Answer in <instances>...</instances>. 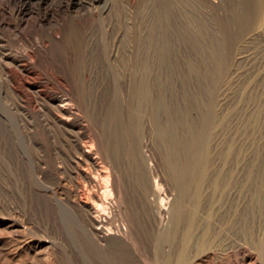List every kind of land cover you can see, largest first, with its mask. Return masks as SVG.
I'll return each mask as SVG.
<instances>
[{
	"label": "bare ground",
	"instance_id": "1",
	"mask_svg": "<svg viewBox=\"0 0 264 264\" xmlns=\"http://www.w3.org/2000/svg\"><path fill=\"white\" fill-rule=\"evenodd\" d=\"M209 1L212 5H218L224 0H219L220 3L217 0ZM227 1L230 0H226V3ZM243 1L245 2V0ZM246 1L250 5L248 8H251L250 14L252 13L253 18L250 14L248 16L253 20H250L253 24L248 20V16H243L245 12L243 8H241V11H244H240L242 16L240 15L239 17L247 18L244 21L246 23L249 21L253 25L252 27L248 23L253 30L251 32L264 44V0ZM234 4L235 2L232 5ZM240 4V6L238 4V7L242 6V3ZM233 7L237 8V12H239L240 8L236 7V5ZM94 11L87 10L85 14L84 12L81 13L83 15L76 18V26H72L71 33L77 42L80 41L79 46H82V41L86 40L88 49L89 51L91 50L87 55L88 57L85 56L88 61V67L86 65V69L88 70L84 68V78L79 77L80 79L83 78L86 81L94 83L92 84L96 89L94 93L98 96L102 93L103 85H105L103 83L105 77L103 78V73H101V70H103L101 68L102 65L100 67L98 64L99 54L96 51H99L98 43L95 37H87L84 32V29L87 27L86 24L90 25V17L97 15ZM234 18H237V16ZM238 19L236 21L235 19L231 20L232 24L241 20L237 21ZM246 23H240L239 27H241V24ZM246 25H242L243 28L249 27ZM65 28L64 25L56 26L53 29L55 38L58 37L57 31L59 33L61 29L64 31ZM243 28L240 29L243 31ZM249 29L247 28L246 31L249 32ZM248 32L245 33L248 34ZM240 33L241 31L238 32V34ZM62 36L64 35L62 34ZM244 37L243 39H245ZM235 38L238 41L239 39L242 40L238 36ZM116 39L114 40L116 41ZM250 39L252 40V38ZM40 41H43L42 38H37V47H39L38 42ZM255 41L252 40V42ZM44 44L45 46H42V50H45L43 47H48L46 43ZM115 45L114 43V49ZM251 45L249 44V47ZM259 45L258 50L264 48H261ZM79 46L76 48H79ZM252 47L254 48V46ZM40 48L38 52L41 50ZM117 48L119 49V47ZM253 48H250V50L252 49L253 51ZM113 52L114 60L118 56L121 59V54L118 51L115 50ZM257 53L254 52L253 54L256 55ZM262 53L264 51H260V55ZM20 54L22 55L23 52ZM33 54L34 52L30 51L25 53L22 59L11 60L10 64L6 62L7 68L3 71L1 70L5 72L4 83L0 84V264H27L26 262L29 261L30 264H258L259 260L264 264L263 240V243H254V237L251 238L250 236V239L253 241L249 240L251 243L244 240L245 238L242 241H246L247 243L238 242V239L235 237L233 240L230 239V243H220L219 241V243H211L214 239L217 240L215 235H213L215 238L213 237L212 241L210 238L211 242L206 243L208 239L205 241L206 238L204 239L203 237L206 236V233L210 231L211 233H215L217 229H222L226 225L230 226L232 230L235 229L231 232L232 234L236 231V234L238 233L239 236L236 228L240 226L239 228L241 229V225L244 226L245 224L243 223L245 222L250 224L249 221L253 220L257 212L261 214L264 211H257L256 209V213L254 212L256 207L255 201L257 203H264V70L262 67L261 71L257 70V75V72H255L256 76H253L254 73L249 72L251 70H247L246 76L244 75L247 78L245 79L244 96L242 95L243 100L241 99L242 112L238 114L239 112H236V109L231 110L234 105L230 106L231 111L229 110L228 116L225 114L227 121L224 120L227 122V129L226 127L224 129L226 132L223 129L222 132L224 133L220 132L221 128L214 130L213 127L210 137L208 134L207 137L205 136L206 132L202 131V133H205H203L204 135L200 132V135L203 136L195 140L194 152H192L193 150L191 151L193 154H191L192 158L190 160L187 158V161L181 163H177L176 161L174 163L173 160L172 163L169 161L170 163L165 169L162 162H165L166 159L161 161V156H159L160 158L158 157L159 159L155 156L154 158L153 156H149L148 153L151 154L152 150L146 152V149L150 148L148 143L144 145V148L146 147L145 150L142 148L144 150L143 157L145 158L143 159H145V163L141 164L137 155L138 148L133 143L134 141L131 140L132 138H129V143L123 148V145H121L122 141L119 140L121 136L119 138L116 134L113 136V133H107L108 130H111H107L106 127H104L107 130L106 132L100 131L98 128L99 130L97 129L95 132L93 130L94 134H91V127L96 123L94 124L90 120L93 123L92 125L90 124L91 127L87 124V107L84 105V101L87 98L84 99L80 91L81 88H78L79 86L77 87L74 84L73 86H68L63 81H60V79L57 83L59 84L58 87L55 86L57 84L54 85L56 88L51 85L48 87L41 79L25 80V78L23 83L19 85L17 78L20 73H26L27 75L36 69L34 65L37 61ZM244 54L242 53V55ZM38 55L37 60H40L43 56L41 57V54ZM80 56L82 55L80 54ZM109 56L111 55L109 54ZM132 56H134V53L130 52V60L133 58ZM85 57L81 58L82 60L80 61L84 62L83 59ZM246 58H250V55L246 56ZM120 59H117L116 62L120 61ZM114 60L112 58L113 62ZM262 60L264 61V59ZM61 65L63 66V64ZM243 71L245 72V70ZM66 72H63V74ZM69 72L71 71L69 70ZM74 72L75 70L73 74ZM68 76L70 77L69 80H71V76ZM21 77L25 76L22 75ZM50 77H53V74ZM40 78L43 79L44 77ZM72 79L74 78L72 77ZM75 79L73 80L74 82L76 81ZM128 83L129 86L128 84L126 85L129 89L132 86L133 88H137L135 80L130 79ZM124 88L126 87L124 86ZM115 89V92L118 91L117 88ZM133 90L131 91L133 92ZM83 91L88 92L84 90V87ZM129 92L127 93L128 96ZM140 92L143 93L142 96L144 98H149L146 90L142 89ZM122 93H124V90ZM99 99L101 100V98ZM235 100L236 97L230 102L234 103ZM238 101L241 102L240 100ZM100 104L103 106L101 102ZM100 104L98 103V105ZM96 105L93 107H95V111L99 115L100 111L96 109ZM89 110H87L88 116L90 115L88 113ZM104 112L102 113L103 115ZM133 112L136 113L135 111H131L132 114H134ZM237 114L241 116L239 117ZM105 115H107V111ZM118 115L115 114L114 117ZM122 116L124 115L122 114ZM135 116L137 115L135 114ZM95 117L96 119L98 118L96 115ZM100 119L98 118V121ZM107 120L111 121L112 118L111 120ZM119 120L117 118V122ZM130 120L132 122L133 119ZM114 122L109 124L113 125ZM216 123L215 126L217 125ZM220 123L223 124L222 121ZM130 124V126H127L126 121L125 126H127V131L128 127L133 125V123ZM220 125L218 124L217 127ZM225 125L223 124V126ZM127 131L126 133H128ZM133 131L135 132V130ZM138 131L140 132L141 130L139 129ZM138 131L137 134L134 133L136 136L138 135ZM208 137L209 140H207ZM122 149L127 153V156L131 155L132 157V161L128 162H131L130 165L134 166L131 168H134V174H136V177L133 173V176L132 174L130 175L131 180L132 177L136 178L134 179L136 183L134 180L131 181L132 183L134 181L136 184L134 185L136 186L134 194L133 191L131 192V190H134V187L130 189L129 186L131 185H129L127 180V178L130 180V178L125 175L126 170H124L125 167H123L121 159L125 155L121 156ZM152 154H154L153 151ZM130 165L127 164V167ZM130 171L128 173H131ZM48 207L51 208V212L53 213H50L53 216L52 219L45 217ZM189 208L194 211L191 217L189 216ZM259 215L257 216L258 218L261 217ZM63 216H68L70 220H74L78 228L77 230L89 240V243H79V245L76 243L78 245L77 248L71 247L72 243L68 246L70 249L68 260L65 261L63 259L65 262H60L57 253L60 251L61 244L66 239H63L62 243L60 242L63 233H60L59 229L57 231V223L63 219ZM144 220H149L153 223L159 231L161 238L166 239L167 236H172L173 238V236L179 235V240L177 239L178 243H169V240L167 241L168 243H163L170 237L165 241H159V239L162 240L160 235L156 241L157 243H141L142 234L146 235V232H141H144L146 229L143 228L146 225L143 222ZM142 223H145L143 227ZM50 225L55 226V230L58 232H56V236H53L55 238H50L52 236H44L39 233L41 226L50 227ZM255 225H258V222ZM255 225L254 227H256ZM142 228L144 230H141ZM239 228L238 230H240ZM247 229L249 228L247 227ZM247 229L244 228L243 230ZM224 231H227V228ZM250 231H248V234L255 232ZM259 231H257V234H259ZM220 232L217 234H220L221 237ZM45 233L47 235V232ZM49 233L48 235H52V232ZM217 234L216 236H218ZM209 235L206 237H211ZM262 235L264 236V233ZM65 236L67 235L65 234ZM230 237L233 236L230 235ZM174 239L175 237L172 240ZM201 239H204L205 243ZM63 251H66V249ZM65 259H67V256Z\"/></svg>",
	"mask_w": 264,
	"mask_h": 264
},
{
	"label": "rangeland",
	"instance_id": "2",
	"mask_svg": "<svg viewBox=\"0 0 264 264\" xmlns=\"http://www.w3.org/2000/svg\"><path fill=\"white\" fill-rule=\"evenodd\" d=\"M217 1L219 2V0ZM234 2H235L234 5H236V7H238V4L240 6L241 5L240 3H242V6L238 7L240 8L239 12H237V8L233 7L234 5L232 4ZM221 4L212 5V3L209 0L207 1L205 0V2L204 0H0V57H1L0 84L4 83L5 71L4 72L2 71L5 70L8 66L6 65V62L10 64L12 62L11 60H16L19 58L22 59L23 58L22 56H24V54L27 52L30 51L32 53L34 52L33 56L37 61L35 64L36 66L34 65L36 69L33 68L34 70L31 71V74L26 75V73H20L19 77L17 78L19 85L23 83L25 78V80L41 79L48 87H50V85L52 87L55 86L58 87L59 84L57 83L58 80L60 79H61L60 81H63V83L67 84L68 86H73V84L76 85L77 87L79 86L78 88L82 89V90L80 89V91L83 94L84 99L87 98L84 101L85 102L84 105L85 107H87L86 108V117H87L86 120L88 122L87 124L91 127L93 123L94 124L96 123L95 124L96 126L92 125L91 127L92 129L91 134H94V132L98 128L100 129V131L102 130L104 132L110 129L111 131L108 130L107 133H113V136L115 134L118 137L121 136V138L119 137L120 138L119 140L122 141L120 142L121 145H123V148L125 145L129 143L130 139L132 138L131 140L134 141L133 143H135V145L138 148L137 155L139 156L138 158H139V162L141 161V164L145 163V159H143L145 157L143 156L146 147L144 148V145L145 143H148L150 148L148 147L147 148L148 150L146 149V152H150V150H152L154 153L152 154L151 151V154L148 153L149 156L151 157L153 156V158L154 156L157 158L161 156V158L159 157L161 161H163V159L167 160L169 158L167 160L168 162L166 160L165 162L163 161L164 163L162 162L163 167L166 169L169 163L170 162L172 163V160L173 162L176 161L177 163L185 162L188 159L190 160L193 155L192 152H194L195 143H196L195 140L203 136L205 134L204 132H206L205 135L206 137L207 134L210 137V135L213 132V129L215 130L216 128L217 129L221 128L220 132H222V129L224 130L225 127L227 129V124H226L227 122L225 121H227V116H228L227 114L231 109L230 106L234 105L231 110L236 109V112H239L238 114H241L242 112L241 103L244 96V90H245L244 87L246 82L245 79L247 78L244 77V75L246 76L247 74L246 72H248L249 70H251L249 71L250 73L252 74L254 73L253 76L255 75V72H257V70L261 71L262 68L264 70V63H263L264 61L262 60L264 59V53L260 55V51L261 52L264 51L263 48L264 44L259 40V38L254 36V33L251 32L253 30L250 27L251 26L253 27V25L250 24L252 23L250 21L252 19L250 18L251 17L253 18V16L251 15L252 13L250 14L251 8L250 9L248 8V6L250 5L247 3L246 0L245 2L243 0H233V1L230 0L227 1V3L226 0H224ZM223 5L224 7H222ZM241 8H243L246 12V13L244 12L243 16L247 17L250 14L251 17L249 18L248 16L249 18L248 20L250 21V23L249 21L247 23L246 21H244L246 17H242V18L239 17L242 14L241 12L244 11L243 9H242L243 11H241ZM87 10L88 11L95 10L94 12L97 15L90 17L91 18L89 21L90 25H88V23L86 24L87 27L86 26L85 27L87 29L85 28L84 32L86 33L87 37L93 36L97 39L98 49H99V51L96 50L99 54L98 64L100 67L102 65L101 68L103 70H101L102 71L101 73H103L102 74L103 78L104 77L106 78L107 76L106 81L105 78L103 79V83L105 85H103L102 93L99 94L98 96L96 95V93H94V90H96L95 86L92 85L94 83H91L83 79L84 78L83 71H85V69L88 67V63H87L88 61L86 57H88L87 55L91 52V50L89 51L86 40L82 41L83 42L81 43L82 46H79L80 41L77 42L75 38L72 37L73 35L71 33L72 32L71 30L73 28L72 26H76L75 25L76 18H78V16L81 17L83 15V14L81 15V13L84 12L85 14ZM232 11L235 13V16ZM236 16L237 18L243 21L241 22V20L239 21L238 19L237 21L239 22L232 24L231 20L235 19L236 21L237 18H234ZM243 22L246 23L247 25L241 24V27H239L240 26L239 24ZM248 23L251 26H249ZM55 25L56 26L64 25L66 27L65 30L67 29L66 30L67 32L61 29L60 30L61 32H59L60 34L57 31L58 37L55 38V36L53 35V29L56 27ZM242 25L243 26L246 25L249 27L245 26L246 27L245 29L243 28ZM228 26L229 28H227ZM240 28H243L244 30L242 31V29ZM247 28L248 29L250 28L249 32L250 35L252 34L251 37L249 35V32L246 31ZM239 31H241L240 34H238ZM234 32L235 34H233ZM245 32L246 33L248 32V34H246ZM62 34L66 36L64 37L62 36ZM244 34L246 35V37H244L245 36ZM236 36L242 38V40H240L239 38H237L239 39V41L236 40L235 38ZM243 37L245 39H243ZM37 38H42L43 40L42 42L40 41L41 45L40 42H38L39 47L36 46ZM112 38L113 40L116 38L118 39H116V41L114 40L113 42ZM131 38L132 39L136 38L137 40L136 39L132 40ZM250 38L256 41L252 42ZM248 39L251 41H249ZM71 41L75 42V44H73V42ZM44 43H46L47 44L46 46H48L47 48L43 47V49H45L46 51L42 50V46H45ZM114 43L116 44L115 49L113 46ZM244 43H248V44H244ZM249 44L250 45L253 44V45L249 47ZM77 45L79 46V48H76L78 47ZM258 45L263 49L260 48L261 50H258L259 49ZM116 46L119 47V49ZM252 46H254V48ZM33 48L35 51L33 50ZM39 48L41 50H39L38 52ZM250 48H253V51L255 53H257L258 51V53L256 54L257 56L253 54L254 52L252 51V49L250 50ZM111 50L112 52L115 50L119 52L121 50L119 52L121 54V59L120 56H118L119 58L117 57L114 60L113 57L114 52L112 53ZM21 52H23L22 55L20 54ZM130 52L134 53V56H132L133 58H131V60L129 59ZM242 53L245 54L242 55ZM38 54H41V57L43 56L41 58L42 60L40 59L41 61L37 60V57L39 56ZM80 54L82 56H80ZM109 54L111 56H109ZM73 55L74 57H72ZM248 55H250V58H246V56ZM83 57H85L84 58L85 60L83 59L84 62L80 61L82 60L81 58ZM111 57L113 58L114 62L112 61ZM259 57L262 58L259 59ZM109 58L111 59V61ZM117 59H120V61L118 60L116 62ZM76 60H78L79 62L78 61L76 62ZM72 61L73 63L75 62L74 65ZM61 64H63V66ZM249 65L250 67H248ZM1 66L3 67V69ZM69 70L71 72H69ZM74 70L75 72L73 74ZM243 70H245V72ZM63 72L66 73L63 74ZM45 73H47L48 75L47 74L45 75ZM71 73L73 76L71 75ZM52 74L53 77H50ZM257 74L258 72L256 73V75ZM22 75L25 77H21ZM68 75L71 76V80H69L70 77ZM77 76L83 77L81 78L82 80L80 79V77L78 78ZM40 77H44V78L42 79ZM72 77L74 79L76 78L75 82L73 81L74 79H72ZM63 78L64 80L65 79L66 80L64 81ZM130 79L135 80V82L137 83V86L136 85L135 86L137 88L135 87L133 88L132 86L129 89L128 82L130 81ZM79 82L82 83L80 84ZM124 83L128 84V86L126 84L124 85ZM140 85H142V87H140ZM124 86L126 88H124ZM83 87L84 90L88 91L89 93L83 91ZM120 87L122 90L120 89ZM115 88H117L118 91L115 92L116 90ZM132 89H134L135 91L133 90L132 92L131 91ZM142 89L148 92L149 95L148 99L142 96L143 93L140 92ZM120 90L122 92L124 90V93H122ZM127 91L128 92L131 91L129 92V96L127 94L128 93ZM130 95L132 96L130 97ZM92 97L95 100L96 99L97 100L95 101ZM235 97H236L235 101L239 106L235 105L236 104L235 101L234 103L230 102L233 101ZM90 98L92 99V101ZM99 98H101V100ZM98 99L103 104V106L100 104ZM238 100H240L241 102H239ZM98 103L100 105H98ZM94 105H96L97 106L96 109L100 111L99 115L96 113L95 107H93ZM88 107H90L91 109ZM134 108H137L138 110L141 111H138L137 109L134 110ZM89 109L91 110V112H89L90 111ZM87 110H89L88 111V113H90L89 116L87 114ZM106 111H107V115H109L110 117L105 115ZM131 111H135L136 113L133 112L134 114H132ZM103 112L104 115L102 114ZM120 113H122L124 116H122V114L120 115ZM115 114L116 115L119 114V115L114 117ZM135 114L137 116H135ZM95 115L98 118H101L100 121H98V118L96 119ZM238 116L240 117L241 115ZM105 117L106 119H104ZM116 117L118 118V120L119 119L122 120H119L117 122ZM214 118L215 119L217 118L216 119L217 121ZM107 119L111 121H108ZM130 119H133L132 122ZM101 120H105V121H101ZM129 120L130 123H133L134 126L132 125L133 128H131L132 126L128 127V131H127L126 130L127 126L131 125L130 123L128 125ZM106 121H108L107 122L108 124L106 123ZM126 121H127V126H125ZM213 121L215 123L217 122L216 123L217 125L221 124L220 121H222V123L226 125L223 126V124H221L220 125L221 127L220 126L217 127V125L215 126V123ZM112 122H114L113 125L109 124ZM135 125L138 127H136ZM104 127H106L107 130H105ZM117 127L120 130V132L118 129H116ZM136 128H139L141 131L139 132L138 131L139 129ZM131 130L133 133L131 132ZM133 130H135V132ZM126 131L128 133H126ZM137 131H138V135L136 136L135 134H137ZM202 131H204L203 132L204 134L202 133ZM224 131L226 132V130ZM200 132L203 135H200ZM130 133L132 137H130L131 136ZM195 137L197 138L195 139ZM209 137L207 138V140H209ZM142 148H144V150ZM125 153L126 152H124L122 149L121 156H123L124 154L125 157L124 156L123 157L125 159L123 157H121V159H122L123 167H125L124 170H126L127 173L131 170L130 171L131 173H128V175L125 171L126 177L128 176L130 178L131 177L130 175L132 173L134 174L135 170L134 168H131L134 167L133 165L132 166L130 165L131 162L130 163L128 162V161H132L131 155L128 154L129 156H127V153L126 154ZM127 164L130 166L127 167ZM135 175L136 174H134V176ZM135 177H132V180L136 179ZM127 180L129 182V185L131 186L133 185L132 188L131 186L129 187L130 189H133L134 187V190H131V192L133 191L134 194L136 192L135 191L136 186H134L136 185L135 184L136 180H134L135 183L133 181L134 184L131 182L132 181L131 178L130 180L127 178ZM255 202L257 203V201ZM256 203H255L256 207L254 212L256 213V209L257 211H263L264 208L262 209V207L264 203L258 202L257 205ZM257 206L260 207L262 206V207L261 208L258 207L260 209L259 210ZM49 208L50 207H48L49 211L47 210V214L45 215V217H49L52 219L53 216L51 214L53 213L51 212V208L50 209ZM189 209L188 211L190 213L189 212L188 213L189 216L191 217L193 216L192 213H194V211L191 208ZM263 212H261V214L260 212L259 213L257 212L253 220L249 221L250 224H248V222L243 223L246 226L241 225V229L239 228L240 227L239 226L238 228L241 231L238 230V228H236L237 232H239V236L238 233L236 234V231L233 232L232 234L231 232L234 231L235 229L232 230L230 226L226 225V227L224 226L222 227V229L224 228L223 230L220 228L217 229L215 233L214 232L211 233L210 231L209 233L205 234L206 236L210 234L209 236L211 237L209 238H207L206 236L203 237L204 239L206 238L205 241L208 239L206 243H209L210 238L211 241L213 240L212 239L214 237L213 235H215L217 240L214 239L215 241L214 240L212 242L210 241L211 243H217L218 241L220 243H228L230 239L233 240L234 237L238 239L237 240L238 242L241 241L245 243L246 241H242L243 238H245L244 240H247L249 243L253 241L254 243H261V242L263 243L264 241V236L262 235V233H264ZM257 214L258 215L260 214L259 216L261 217L258 218ZM62 218H63L61 220L62 222L60 221L59 223H57V231L59 229L61 231L60 233H63L62 234L63 236L61 238L62 240H60V242L62 243L65 239L66 242L64 241L61 244L62 246L60 248V251L58 252L59 256L57 253V257L58 259H60V262H65L66 260H68V254L70 253L69 252L70 249L68 246H70L73 243L71 247L77 248L79 243H89L88 242L89 240L77 230L78 228L74 220H70V217L68 218V216L67 217L63 216ZM197 218L200 219L199 216H197ZM255 218L257 219L255 220ZM253 221L254 223L251 224V222ZM143 222H145L146 225L145 227H143L145 223H142L143 224L142 227L146 229L144 232L143 231L141 232L142 233L146 232L145 234L147 236L146 235L144 236V234L141 233L144 237L143 239V237L141 236L142 239L141 243H157L156 241L160 235L159 231L151 221L144 220ZM257 222L258 225H255L257 224ZM253 224L256 227H254ZM51 226L53 227V225H50V227L41 226L40 229L42 231L40 230L39 233L44 236H52L50 238H55L53 236H56V232H57L55 230L56 227L54 226L52 229ZM243 227L245 229H247L248 227L249 229L243 230L244 229ZM143 228L141 230H144ZM226 228L227 231H224L226 230ZM258 228L261 230L259 231ZM251 229H253L252 231H255L254 233L256 234L250 231ZM43 230L47 232V235ZM221 230L222 232H220ZM223 231L226 233H224ZM248 231L252 232V234L251 233L248 234ZM257 231H259L258 232L259 234H257ZM261 231L263 232L261 233ZM49 232H52L51 233L52 235H48L50 234ZM218 232L221 233V237L220 234H217ZM64 233L67 236H65ZM216 234L218 236H216ZM229 234L233 237H230ZM244 234L247 235L248 237L245 236ZM256 235L257 236L259 235L258 238ZM78 236H80L81 238ZM178 236L177 235L173 236V238L175 237L176 240L175 239L172 240L173 239L172 236H167L166 239L169 237L170 238L166 240L164 238H161L160 235V238L162 240L159 239V241L166 240V242L163 243H168V242L178 243L179 240ZM250 236L251 238L254 237L253 241L252 239H250ZM204 239L201 240L202 242L205 243ZM249 240H251V242ZM159 241L158 243H160ZM74 244L76 245L74 246ZM64 249H66V251L68 252L63 251ZM66 256L67 259H65ZM26 263L30 264V261ZM258 264H263V263L261 260H259Z\"/></svg>",
	"mask_w": 264,
	"mask_h": 264
}]
</instances>
